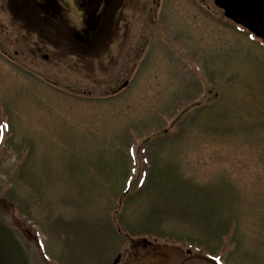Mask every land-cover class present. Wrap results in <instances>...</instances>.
Listing matches in <instances>:
<instances>
[{"label":"rangeland","instance_id":"rangeland-1","mask_svg":"<svg viewBox=\"0 0 264 264\" xmlns=\"http://www.w3.org/2000/svg\"><path fill=\"white\" fill-rule=\"evenodd\" d=\"M128 1L136 11L122 16L139 34L155 0ZM187 2L167 0L160 28L142 32L141 72L112 103L70 93L121 85L113 58L85 67L38 55L29 67L0 53V200L51 263H154L145 240L157 238L185 258L198 246L222 264H264V45ZM6 14L0 3L2 41L14 35Z\"/></svg>","mask_w":264,"mask_h":264},{"label":"flooded vegetation","instance_id":"flooded-vegetation-1","mask_svg":"<svg viewBox=\"0 0 264 264\" xmlns=\"http://www.w3.org/2000/svg\"><path fill=\"white\" fill-rule=\"evenodd\" d=\"M70 2L79 10L78 22L73 21L68 14L71 8ZM0 3L4 5L8 13L6 17H9L8 20L14 29L13 36L4 37L3 48L10 49L29 67H35L36 63L31 58H37L38 55L51 64L53 58L59 57L60 63L63 64L71 56L85 67H89L94 60H99L100 66L104 67L105 59L113 58L115 66L122 68L119 72H115L110 83L120 75L123 79L117 88L110 89L107 94L100 96L102 100H110L126 92L136 81L139 72L136 60L138 54L142 52L144 59L146 58L149 41L148 36L142 32L149 26L157 28L160 25L159 12L163 13L162 8L166 7L167 0H155V8L153 4L148 8V2L142 6L141 14L144 17L140 22L139 34L136 30V21L127 20L122 16L126 10L136 11V4H131L130 1L126 3V0H0ZM187 3L191 10L203 11L204 15L213 19L216 18V8L226 16V11L219 8L220 0H188ZM262 4L264 6V0ZM182 8L186 9L184 6ZM262 19L264 21V17ZM236 21H240L246 30L264 39V22L260 24L244 18H238ZM2 33L0 31V34ZM115 53L123 54V59H126L122 65ZM147 246L150 254L148 253L146 257H152L154 263L151 261L145 264H199L200 262L199 256L191 252H187L186 258L181 253L178 255L179 251L182 252L179 248L170 249L175 251V254H166L161 251L163 247L160 245L149 243ZM130 257H138V255L132 254Z\"/></svg>","mask_w":264,"mask_h":264},{"label":"water","instance_id":"water-1","mask_svg":"<svg viewBox=\"0 0 264 264\" xmlns=\"http://www.w3.org/2000/svg\"><path fill=\"white\" fill-rule=\"evenodd\" d=\"M262 2L263 0L228 1L238 16H245L252 20H258L264 14ZM17 234V230L9 228L0 219V264H30Z\"/></svg>","mask_w":264,"mask_h":264}]
</instances>
